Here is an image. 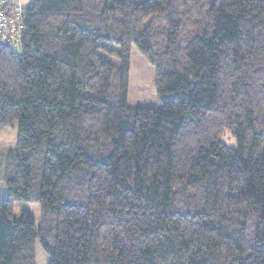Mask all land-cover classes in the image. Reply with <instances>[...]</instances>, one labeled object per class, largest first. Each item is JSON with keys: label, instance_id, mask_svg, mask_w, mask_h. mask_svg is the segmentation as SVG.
Listing matches in <instances>:
<instances>
[{"label": "trees", "instance_id": "trees-1", "mask_svg": "<svg viewBox=\"0 0 264 264\" xmlns=\"http://www.w3.org/2000/svg\"><path fill=\"white\" fill-rule=\"evenodd\" d=\"M0 34V264H264V0H35ZM159 108L128 104L132 48ZM226 133L235 146L224 142ZM16 202L39 203L41 221Z\"/></svg>", "mask_w": 264, "mask_h": 264}, {"label": "rangeland", "instance_id": "rangeland-1", "mask_svg": "<svg viewBox=\"0 0 264 264\" xmlns=\"http://www.w3.org/2000/svg\"><path fill=\"white\" fill-rule=\"evenodd\" d=\"M128 104L131 107L153 109L161 106L155 86V69L135 46L132 48L131 54ZM18 135V122L0 130V168L2 166V153L16 148ZM228 136L229 135L226 133L224 142L230 146H235V140L230 141ZM7 198V184L0 177V199ZM24 211L33 215L36 226L39 227L41 221L40 204L31 202H16L14 205V216L19 217ZM48 262L49 256L44 251L38 240L36 243V264H48Z\"/></svg>", "mask_w": 264, "mask_h": 264}, {"label": "built area", "instance_id": "built-area-1", "mask_svg": "<svg viewBox=\"0 0 264 264\" xmlns=\"http://www.w3.org/2000/svg\"><path fill=\"white\" fill-rule=\"evenodd\" d=\"M23 7L18 0H0V34L13 51L20 48Z\"/></svg>", "mask_w": 264, "mask_h": 264}, {"label": "crops", "instance_id": "crops-1", "mask_svg": "<svg viewBox=\"0 0 264 264\" xmlns=\"http://www.w3.org/2000/svg\"><path fill=\"white\" fill-rule=\"evenodd\" d=\"M35 0H18L19 4L23 7L26 8L27 6H29L32 2H34Z\"/></svg>", "mask_w": 264, "mask_h": 264}]
</instances>
